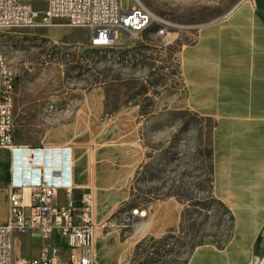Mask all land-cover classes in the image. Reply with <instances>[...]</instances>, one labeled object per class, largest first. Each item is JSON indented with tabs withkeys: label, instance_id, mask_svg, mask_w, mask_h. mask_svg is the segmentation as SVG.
<instances>
[{
	"label": "rangeland",
	"instance_id": "obj_1",
	"mask_svg": "<svg viewBox=\"0 0 264 264\" xmlns=\"http://www.w3.org/2000/svg\"><path fill=\"white\" fill-rule=\"evenodd\" d=\"M31 1L42 22L46 1ZM242 1L121 0L123 8L139 3L170 25L160 32L162 23L154 21L134 39L118 27L113 46H93L88 28L69 24L0 27L2 52L17 71V142L72 143L79 183L89 180L80 189L93 192L96 214L137 209L153 199L181 205V227L147 238L127 264H187L197 246H223L235 234L233 209L214 177V134L221 124L214 110L221 105L199 102L214 87L199 84L188 51L203 45L205 29ZM134 146L141 149V169L133 198L121 204L104 194L113 171L101 166V156L124 159ZM10 162L3 150L0 223L9 214ZM17 255L15 243V264H22Z\"/></svg>",
	"mask_w": 264,
	"mask_h": 264
},
{
	"label": "crops",
	"instance_id": "obj_2",
	"mask_svg": "<svg viewBox=\"0 0 264 264\" xmlns=\"http://www.w3.org/2000/svg\"><path fill=\"white\" fill-rule=\"evenodd\" d=\"M202 44L188 51L189 66L196 64L199 84L204 80L214 87L213 94L202 96L199 102L221 105L220 111L214 110L221 120L214 134V177L219 196L233 209L235 234L223 246L215 242L197 246L187 264L203 260L204 264H264V0H243L230 16L205 29ZM40 144L70 145L75 159L73 199L79 201L87 193L94 197L93 192L80 189L89 187V180L85 185L79 183L72 143ZM101 159V166L113 171L112 186L105 187L106 198L126 204L135 194L141 149L134 146L124 159L105 154ZM56 200L69 202L66 188L59 189ZM136 208L138 213L135 207L117 213L94 212V264H127L147 238L162 237L181 227L182 207L171 198L153 199ZM15 243L22 264L40 256L46 246L60 247V264L70 263L71 248L59 232L17 234Z\"/></svg>",
	"mask_w": 264,
	"mask_h": 264
},
{
	"label": "built area",
	"instance_id": "obj_3",
	"mask_svg": "<svg viewBox=\"0 0 264 264\" xmlns=\"http://www.w3.org/2000/svg\"><path fill=\"white\" fill-rule=\"evenodd\" d=\"M46 16L38 22L39 9L31 0H0V27H36L75 24L88 20L93 46L116 45L118 27L132 38L154 21L162 23L166 32L170 23L157 18L139 3L131 9L121 6V0H45ZM0 46V153L10 155L8 184L9 214L0 224V264H15V237L38 232L43 236L59 232L71 248L69 264H94L96 222L94 199L84 194L75 201L76 187L72 147L19 143L15 137V97L17 71L9 60L2 65ZM66 188L68 201L56 200L59 189ZM135 213L139 209H134ZM141 210L140 214H143ZM61 248L46 246L40 256L24 264H60Z\"/></svg>",
	"mask_w": 264,
	"mask_h": 264
},
{
	"label": "bare ground",
	"instance_id": "obj_4",
	"mask_svg": "<svg viewBox=\"0 0 264 264\" xmlns=\"http://www.w3.org/2000/svg\"><path fill=\"white\" fill-rule=\"evenodd\" d=\"M161 24V23H160ZM71 26H75V24H69ZM80 27H88V20H80ZM162 28L160 29L161 32ZM102 46H110V45H102ZM2 65H9V62L5 55L2 52Z\"/></svg>",
	"mask_w": 264,
	"mask_h": 264
}]
</instances>
